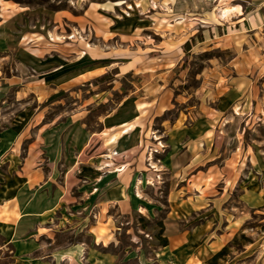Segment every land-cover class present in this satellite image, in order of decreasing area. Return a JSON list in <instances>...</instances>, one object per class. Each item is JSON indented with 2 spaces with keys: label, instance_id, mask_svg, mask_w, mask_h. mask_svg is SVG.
<instances>
[{
  "label": "rangeland",
  "instance_id": "obj_1",
  "mask_svg": "<svg viewBox=\"0 0 264 264\" xmlns=\"http://www.w3.org/2000/svg\"><path fill=\"white\" fill-rule=\"evenodd\" d=\"M212 5V0H185L177 9L191 14L212 9ZM168 6L161 0H0V264H23L25 259L35 263L33 258L45 261L43 264H64L51 255L73 248L79 264H207L234 236L237 245L217 264H264V25L253 32L221 27L210 40L203 32L206 29L200 30L196 36L206 42H194L189 50H169L177 64L166 78V85L172 88L169 110L154 122L160 141L166 140L168 131L163 120L173 123L180 119L188 124L203 102L216 108L217 97L222 93L232 97L234 87L245 94L241 112L237 111L235 119L224 113L226 124L219 131L215 127L210 138L214 153L223 152L222 145L232 141L225 147L226 158H215L213 169L203 164V173L189 167L187 177L170 175L166 152L158 145L160 141L155 142L159 171L150 176L135 172L125 200L129 206L119 209L109 205L107 218L104 214L99 220L94 199L83 198L75 184L62 195L61 207L50 216L54 227L44 237L28 239L35 232L28 227L31 231L24 238L23 234L12 238L13 228L3 224L9 222V208L23 202L35 209L41 203L37 199L52 191L49 187L44 192L35 188L22 193V168L26 173L40 166L53 171L57 182L61 180L65 167L60 160L54 164L48 161L45 139L60 138L73 110L87 98L84 90H90L87 84L77 95L54 92L47 86L38 89V81L33 79L24 83L23 90V72L28 73L23 61H88L85 53L90 48L98 50L101 38L107 37L98 28H107L112 19L122 17L135 22ZM212 16V21L206 20L213 24ZM225 25L230 26L231 21ZM152 36L148 43L159 41ZM131 41H112L110 52L124 54L118 56L124 60L138 56L145 44L136 49L138 44ZM161 68L157 64L153 72ZM110 81V86L106 81H92L98 85L96 91L103 88L107 92L86 101L90 103L83 120L87 129H97L98 119L111 112L133 84L147 82L131 74ZM52 122L57 125L43 126ZM86 175L84 185L92 188L98 173L93 168ZM75 178L71 180L83 177ZM113 178H104L98 186L113 182ZM113 183L107 190L111 197L119 189L118 183ZM161 225L166 247L158 238ZM47 255L51 258L44 259Z\"/></svg>",
  "mask_w": 264,
  "mask_h": 264
},
{
  "label": "crops",
  "instance_id": "obj_2",
  "mask_svg": "<svg viewBox=\"0 0 264 264\" xmlns=\"http://www.w3.org/2000/svg\"><path fill=\"white\" fill-rule=\"evenodd\" d=\"M161 1L169 3L168 8L150 11L149 15H142V18H138L135 22L126 20L124 17L118 21L112 19L107 28H98L100 33L107 37L101 38L103 41H101L98 50L89 49L86 46L89 51L85 53L84 58L88 61H23L28 72H23V85L27 80L33 79L38 81L36 85L38 89L47 86L54 92L62 90L65 93L70 92L77 95L82 92L80 88H84L87 84L90 86V90H84L88 96L73 110L69 122L62 128L64 132L60 138L58 140L53 137L45 139L49 145L46 155L48 161L54 164L60 160L63 164L62 167H65L61 180L57 182L53 177V171L46 172L40 166L26 173L22 168L20 173L24 179L21 186L22 193H29L35 188L44 192L49 187L52 191L49 196L46 191L43 193L46 196L42 195L37 199L41 203L40 207L37 205L35 209H29L23 202H18L17 206L9 208L11 211V216L7 218L9 222H3V224L13 228L12 238L20 237L21 234L24 238V235L31 231L26 230L28 227H33L35 231L29 234L28 239L33 236L44 237L54 227L55 223H50L52 221L50 216L61 207L62 195L71 191V187L75 184H77L79 192L86 196L83 195V198L94 199V208H97V217L100 221L104 214L105 218L108 217L106 209L109 208V205L119 209L129 206L125 200L131 189L134 173L150 176L159 171L156 169L158 164H156L154 153H158L155 150H159L155 142L160 140L155 133L154 122L169 110L172 88L166 85V78H169V73L177 64L169 50L184 48V44L187 42L190 46L194 42L196 44L206 42V38L203 40L196 36L200 30L206 29L203 32L207 33L210 40V37H214V32L221 27L226 30L233 28L237 32H253L264 25V0H212V9L197 10L191 14L177 9V5L185 0ZM212 14L215 15L213 24L206 20V18H211L212 21ZM148 18L150 21L146 20ZM229 21H231V25H225ZM150 34L159 37V41L148 43L149 37L150 40L153 39ZM143 35H147L146 38L141 37ZM114 40L120 44L131 43L133 40L136 45L138 44L136 49L139 44H145L144 49L147 51L141 49L142 53L138 56L129 54L130 56L124 60V58L118 57L125 56L124 54L116 55L110 52V43ZM101 45L109 50H103ZM140 46L142 47V45ZM157 64L162 68L159 72H153ZM70 65L73 68L69 67ZM106 74H110L114 78L131 74L142 79L145 78L147 82L145 85L133 84L132 89L122 96L115 108L98 119L97 129H87L83 120L89 112L86 108L90 106V103H86V101L100 98L92 95L100 96L107 92V89L103 88L96 91L98 85L93 84L92 81H98ZM111 82L106 81V85L110 86ZM24 87L26 86H23V90ZM111 89L115 90V87ZM232 90H234L233 93H230L234 94L232 97L226 96L227 93H222L217 97L216 108L203 102L198 109V117L196 116L188 124L182 123L180 119H176L173 123L163 120L162 123L168 125V131L165 132L166 140L160 141L158 145L166 152V168L170 175L174 174L179 178L184 175L187 177L190 174L187 173L189 167L191 171L196 170L197 173H203L200 170L204 166L203 164L211 170L214 167L212 163L215 158L221 156L223 159L226 158L225 147L231 146L232 141L222 145L223 152L214 153V143L210 141V138L215 127H218L219 131L221 126L226 124L224 113L229 112L235 119L238 115L237 111L240 113L244 107L245 94L237 87ZM107 101L105 100V102ZM238 106L239 108H237ZM83 109L86 110L83 111ZM55 125L57 123L52 122L43 126L47 128V126ZM43 144L41 143V145ZM246 157L248 160L251 159L248 153ZM93 168L98 176L96 183L92 188H89L84 184L87 183L86 174ZM110 175L114 176L113 182L118 183L119 186L114 197L109 196L107 192L108 187L113 186L112 181L98 186V183L100 184L104 178ZM196 176V174L192 175V177ZM73 177L74 179H76L75 177L83 178L82 180H71ZM171 192V188H169V193ZM34 240L37 241V239ZM76 252V248H73L72 251L58 252L57 255L51 256L58 257L64 264H79L76 260ZM49 256H44V259ZM31 260H34L35 263L25 259L23 264H43L45 262L41 263L37 258ZM104 261L106 262V260Z\"/></svg>",
  "mask_w": 264,
  "mask_h": 264
},
{
  "label": "trees",
  "instance_id": "obj_3",
  "mask_svg": "<svg viewBox=\"0 0 264 264\" xmlns=\"http://www.w3.org/2000/svg\"><path fill=\"white\" fill-rule=\"evenodd\" d=\"M190 44L187 42L184 44V49L189 50L190 49ZM112 78L110 74H106L100 79H98L99 82H104V81H109ZM160 233L158 235V238L161 240V246L166 247L168 245L167 239L165 237H162V231H163V226L161 225ZM240 237L245 241L249 242V239H247L243 234L240 235ZM238 243V237L234 236V238L231 240L229 244L226 246L222 247L218 252L213 254L211 258L207 261V264H217L219 260H222L226 257L228 252L231 250L232 247L236 246Z\"/></svg>",
  "mask_w": 264,
  "mask_h": 264
}]
</instances>
